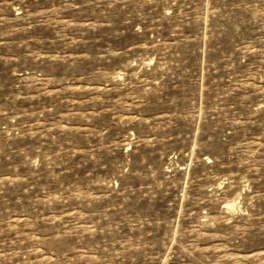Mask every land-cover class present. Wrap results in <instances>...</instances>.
<instances>
[{
  "label": "rangeland",
  "instance_id": "374dc122",
  "mask_svg": "<svg viewBox=\"0 0 264 264\" xmlns=\"http://www.w3.org/2000/svg\"><path fill=\"white\" fill-rule=\"evenodd\" d=\"M0 264H264V0H0Z\"/></svg>",
  "mask_w": 264,
  "mask_h": 264
}]
</instances>
